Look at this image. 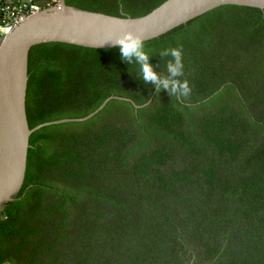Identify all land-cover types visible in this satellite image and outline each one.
Wrapping results in <instances>:
<instances>
[{"label": "trees", "instance_id": "1", "mask_svg": "<svg viewBox=\"0 0 264 264\" xmlns=\"http://www.w3.org/2000/svg\"><path fill=\"white\" fill-rule=\"evenodd\" d=\"M143 16L166 0H65ZM185 96L119 46L29 52L25 181L0 204V264H264V9L222 5L145 41Z\"/></svg>", "mask_w": 264, "mask_h": 264}, {"label": "water", "instance_id": "2", "mask_svg": "<svg viewBox=\"0 0 264 264\" xmlns=\"http://www.w3.org/2000/svg\"><path fill=\"white\" fill-rule=\"evenodd\" d=\"M13 1L0 0V4ZM16 1L22 6L36 2L44 9L26 18L9 35H0V204L12 200L25 181L30 136L35 130L53 123L86 120L114 98L109 97L85 117L30 128L26 99L32 46L64 42L94 48L114 47L119 46L117 40L128 31L147 41L222 5L264 9V0H166L143 16L131 17L70 7L65 0L54 6H48L51 0Z\"/></svg>", "mask_w": 264, "mask_h": 264}, {"label": "clouds", "instance_id": "3", "mask_svg": "<svg viewBox=\"0 0 264 264\" xmlns=\"http://www.w3.org/2000/svg\"><path fill=\"white\" fill-rule=\"evenodd\" d=\"M117 43L122 58L131 60L134 57L136 61L140 62L144 82H155L159 87L168 89L170 94L178 96L186 97L190 93L189 82L179 78L184 68L183 54L180 47L166 49V52H170L173 57V61L168 64L171 77H161L149 61V52L146 50L142 36L128 31L119 37Z\"/></svg>", "mask_w": 264, "mask_h": 264}, {"label": "built area", "instance_id": "4", "mask_svg": "<svg viewBox=\"0 0 264 264\" xmlns=\"http://www.w3.org/2000/svg\"><path fill=\"white\" fill-rule=\"evenodd\" d=\"M61 2V0H51L48 6H54ZM44 7L36 2L29 5H20L19 2H8L0 4V35L7 36L12 33L15 28L26 18L32 14L43 10Z\"/></svg>", "mask_w": 264, "mask_h": 264}, {"label": "crops", "instance_id": "5", "mask_svg": "<svg viewBox=\"0 0 264 264\" xmlns=\"http://www.w3.org/2000/svg\"><path fill=\"white\" fill-rule=\"evenodd\" d=\"M14 2H18V1L14 0Z\"/></svg>", "mask_w": 264, "mask_h": 264}]
</instances>
